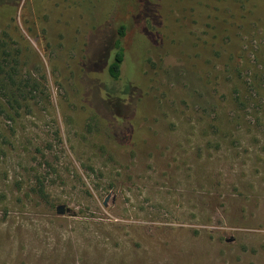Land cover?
Wrapping results in <instances>:
<instances>
[{
    "label": "rangeland",
    "instance_id": "rangeland-1",
    "mask_svg": "<svg viewBox=\"0 0 264 264\" xmlns=\"http://www.w3.org/2000/svg\"><path fill=\"white\" fill-rule=\"evenodd\" d=\"M143 1L0 0V264H264V0Z\"/></svg>",
    "mask_w": 264,
    "mask_h": 264
},
{
    "label": "trees",
    "instance_id": "trees-1",
    "mask_svg": "<svg viewBox=\"0 0 264 264\" xmlns=\"http://www.w3.org/2000/svg\"><path fill=\"white\" fill-rule=\"evenodd\" d=\"M21 1L22 0H13V2H12L13 9L17 8ZM117 36H118L117 40H115V43H114L115 54L112 57V60H113L112 64L108 65L109 59H110L109 50H111V49L108 48L107 52L105 54L106 55L105 56L106 61L108 59V62H107L108 66L106 69H108L109 76L114 81H118L121 77V74L125 70V67L127 66L128 60H129L128 51H130V44H128L129 42L128 43L126 42L128 35L126 32L125 25H121L119 27ZM108 37L112 41L113 37L112 36H108ZM142 40L143 39H139L137 41L138 45H139L138 42H140L139 46H141ZM134 65H135V63H134ZM140 66L142 68L141 63L139 65V67ZM125 74H126V72H125ZM127 81H128V79H127ZM34 85H35V83H33L32 80L22 78V71H21L20 61H19L18 57L12 52V49L8 48L7 43L5 41H3V39L0 38V94L5 99L9 100L10 102H14V104L16 106H18V108H21V102L27 101L30 98V97L27 98V95H29V94L33 95L34 94L33 92H29V94H27V88L28 87L30 88L31 86L34 87ZM143 86H142L141 90L143 89ZM9 93H10V95H8ZM126 93L129 94L128 88H127ZM101 101L102 102L100 104H103V105H105V102H107V103L113 102L111 100H107V101L101 100ZM110 107H117V109L122 108L124 110V113H125V109L122 105V101H120L119 99L116 100L115 106L112 105V106H109L107 108L110 109ZM107 108H106V106H104V107L102 106L101 110H105ZM114 114L116 116H119V117H121L123 115V114H117V113H114ZM114 114H111V115H114ZM125 115L126 114H124L123 116H125Z\"/></svg>",
    "mask_w": 264,
    "mask_h": 264
}]
</instances>
